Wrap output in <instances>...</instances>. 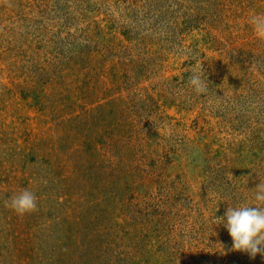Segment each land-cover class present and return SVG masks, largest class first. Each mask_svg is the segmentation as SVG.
<instances>
[{
  "label": "rangeland",
  "instance_id": "obj_1",
  "mask_svg": "<svg viewBox=\"0 0 264 264\" xmlns=\"http://www.w3.org/2000/svg\"><path fill=\"white\" fill-rule=\"evenodd\" d=\"M254 13L264 0H0V264H264L216 221L264 184Z\"/></svg>",
  "mask_w": 264,
  "mask_h": 264
},
{
  "label": "clouds",
  "instance_id": "obj_2",
  "mask_svg": "<svg viewBox=\"0 0 264 264\" xmlns=\"http://www.w3.org/2000/svg\"><path fill=\"white\" fill-rule=\"evenodd\" d=\"M249 23L259 39H264V14H252ZM188 59L187 57L185 58ZM188 82L197 94L208 91V83L201 69V62L194 63ZM254 205L228 207L223 217H216L217 225L223 224L232 240V250L247 253L250 258L264 254V184L255 187ZM16 215L24 216L37 210V197L27 189L13 195L7 202Z\"/></svg>",
  "mask_w": 264,
  "mask_h": 264
}]
</instances>
